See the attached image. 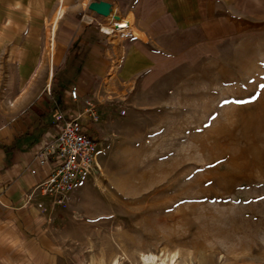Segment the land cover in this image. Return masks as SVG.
Listing matches in <instances>:
<instances>
[{"label": "rangeland", "instance_id": "rangeland-1", "mask_svg": "<svg viewBox=\"0 0 264 264\" xmlns=\"http://www.w3.org/2000/svg\"><path fill=\"white\" fill-rule=\"evenodd\" d=\"M59 1L0 0V111L39 94L48 74L57 90ZM71 1L63 18L86 26ZM101 94L68 104L98 115L78 121L99 155L51 219L62 264H264V24L177 64L159 86Z\"/></svg>", "mask_w": 264, "mask_h": 264}, {"label": "crops", "instance_id": "crops-1", "mask_svg": "<svg viewBox=\"0 0 264 264\" xmlns=\"http://www.w3.org/2000/svg\"><path fill=\"white\" fill-rule=\"evenodd\" d=\"M91 1L72 0L70 5L86 9ZM103 1L113 4L118 17L132 20V37L107 36L92 24L65 20L60 0L50 33L61 24L50 52L61 76L57 90L51 94L54 76L49 80L48 74L39 94L24 90L0 111V264H62L50 228L60 208L44 201L41 210L27 205L25 197L50 172L49 165L39 164L38 153L56 136L58 119L77 118L87 109L79 113L68 106L71 88L78 92L76 102L102 99L101 89L123 94L159 86L162 75L177 64L196 62L250 24H264V0Z\"/></svg>", "mask_w": 264, "mask_h": 264}, {"label": "built area", "instance_id": "built-area-1", "mask_svg": "<svg viewBox=\"0 0 264 264\" xmlns=\"http://www.w3.org/2000/svg\"><path fill=\"white\" fill-rule=\"evenodd\" d=\"M83 20L91 25L97 22L94 18L85 15ZM112 22L104 23L111 27L107 36H118L121 39H129L132 33L128 30V24H119L118 20L111 18ZM99 24V23H98ZM100 30L102 26L99 24ZM71 99L76 100L78 92L76 88L69 91ZM85 113L89 114L93 122L99 117L91 107ZM59 126L56 136L46 143L39 151V164L49 165L50 172L40 182L34 184L25 197L27 205L34 204L39 209H44L48 201L52 209L65 208L70 200V193L75 186L97 167L99 155V143L89 133L88 128L79 123L77 118L58 119Z\"/></svg>", "mask_w": 264, "mask_h": 264}, {"label": "water", "instance_id": "water-1", "mask_svg": "<svg viewBox=\"0 0 264 264\" xmlns=\"http://www.w3.org/2000/svg\"><path fill=\"white\" fill-rule=\"evenodd\" d=\"M86 14L94 19H98V18H105V19L113 18L114 20L119 19V17L115 15V9L113 4L103 0H92L86 8Z\"/></svg>", "mask_w": 264, "mask_h": 264}, {"label": "bare ground", "instance_id": "bare-ground-1", "mask_svg": "<svg viewBox=\"0 0 264 264\" xmlns=\"http://www.w3.org/2000/svg\"><path fill=\"white\" fill-rule=\"evenodd\" d=\"M105 19V18H104ZM105 20H107V21H109V22H112V20H111V18H109V19H105ZM118 23L119 24H123V23H127L128 24V30H130L131 32H132V26H131V23L128 21V20H126V19H124V18H119V21H118ZM102 31L103 32H106V33H110V31H111V27L108 25H105V26H102ZM51 46H53V45H51ZM154 257L153 256H151V257H145L144 258V262H154ZM163 264V263H162Z\"/></svg>", "mask_w": 264, "mask_h": 264}]
</instances>
